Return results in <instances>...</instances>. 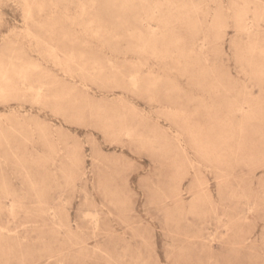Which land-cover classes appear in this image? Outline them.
I'll return each instance as SVG.
<instances>
[{"label":"rangeland","instance_id":"obj_1","mask_svg":"<svg viewBox=\"0 0 264 264\" xmlns=\"http://www.w3.org/2000/svg\"><path fill=\"white\" fill-rule=\"evenodd\" d=\"M0 82V264H264V0H0Z\"/></svg>","mask_w":264,"mask_h":264},{"label":"bare ground","instance_id":"obj_2","mask_svg":"<svg viewBox=\"0 0 264 264\" xmlns=\"http://www.w3.org/2000/svg\"><path fill=\"white\" fill-rule=\"evenodd\" d=\"M24 1H25V0H24ZM40 1H41V0H40ZM43 1H44V0H43ZM51 1H53V0H51ZM149 2H150V1H149ZM26 3H27V4H28V3L31 4L29 1H26ZM34 3H35V2H34ZM41 3H42V2H41ZM44 3H45V2H44ZM74 3H75V2H74ZM123 3H125V2H123ZM27 4H26V5H27ZM46 4H47V3H46ZM75 4H76V3H75ZM79 4H80V3H79ZM254 4H255V3H254ZM19 5H20V4H19ZM32 5H33V4H32ZM32 5H31V6H32ZM42 5H43V4H42ZM76 5H77V4H76ZM245 5H246V4H245ZM36 6H38V5L36 4ZM43 6H44V5H43ZM49 6H50V5H49ZM49 6H48V7H49ZM66 6H67V5H66ZM26 7H27V6H26ZM29 7H30V6H29ZM29 7H27V9L30 11L31 8H29ZM39 7H40V5H39ZM41 7H42V6H41ZM52 7H53V6H52ZM71 7H72V6H71ZM225 7H226V6H225ZM35 8H37V7H35ZM55 8H56V7H55ZM73 8H74V7H73ZM81 8H82V7H81ZM37 9H38V8H37ZM53 9H54V8H53ZM38 10H39V9H38ZM42 10H43V9H42ZM55 10H56V9H55ZM68 10H69V9H68ZM68 10H67V11H68ZM172 10H173V9H172ZM22 11H23V10H22ZM71 11H72V10H71ZM83 11H84V10H83ZM243 11H244V10H243ZM25 12H26V11H25ZM46 12H47V11H46ZM30 13H31V11H30ZM30 13L28 12L29 15H31ZM38 13H39V12H38ZM245 13H246V12H245ZM50 14H51V13H50ZM64 14H66V12L63 13L62 15H64ZM261 14H262V13H261ZM38 15H39V14H38ZM62 15H61V16H62ZM70 15H71V14H70ZM238 15H239V14H238ZM242 15H243V14H242ZM255 15H256V14H255ZM262 15H263V14H262ZM36 16H37V14H36ZM36 16H35V17H36ZM83 16H84V15H83ZM147 16H148V15H147ZM244 16H245V15H244ZM256 16H257V15H256ZM260 16H261V15H260ZM52 17H53V16H52ZM80 17H81V16H80ZM80 17H79V18H80ZM85 17H86V16H85ZM240 17H241V16H240ZM247 17H248V16H247ZM55 18H56V17H55ZM66 18H67V17H66ZM83 18H84V17H83ZM254 18H255V17H254ZM46 19H47V18H46ZM85 19H86V18H85ZM143 19H145V18H143ZM147 19H148V18H147ZM238 19H239V17H238ZM240 19H241V18H240ZM25 20H27V19H25ZM72 20H73V19H72ZM141 20H142V19H141ZM244 20H245V19H244ZM21 21H22V20H21ZM27 21H28V20H27ZM53 21H54V20H53ZM46 22H47V20H46ZM85 22H86V21H85ZM41 23H42V22H41ZM44 23H45V22H44ZM53 23H54V22H53ZM55 23H56V22H55ZM62 23H63V22H62ZM71 23H72V22H71ZM87 23H88V21H87ZM56 24H57V23H56ZM63 24H64V23H63ZM82 24H83V23H82ZM21 25H22V24H21ZM29 25H31V24H29ZM29 25H28V26H29ZM64 25H65V24H64ZM89 25H90V24H89ZM31 26H32V25H31ZM42 26H43V25H42ZM45 26H46V25H45ZM60 26H61V25H60ZM77 26H78V25H77ZM53 27H54V26H53ZM72 27H73V26H72ZM89 27H90V26H89ZM45 28H47V27H45ZM49 28H50V27H49ZM58 28H59V27H58ZM62 28H63V27H62ZM250 28H251V27H250ZM250 28H249V29H250ZM50 29H51V28H50ZM80 29H81V28H80ZM83 29H84V28H83ZM247 29H248V28H247ZM249 29H248V30H249ZM251 29H252V28H251ZM41 30H42V29H41ZM44 30H45V29H44ZM46 30H47V29H46ZM68 30H69V29H68ZM88 30H89V29H88ZM71 31H72V30H71ZM75 31H76V30H75ZM129 31H130V30H129ZM244 31H245V30H244ZM246 31H247V30H246ZM246 31H245V33H246ZM54 32H55V31H54ZM64 32H65V31H64ZM73 32H74V31H73ZM127 32H128V31H127ZM130 32H131V31H130ZM152 32H153V31H152ZM256 32H257V31H256ZM259 32H260V31H259ZM262 32H263V31H262ZM29 33H30V32H29ZM51 33H53V32H51ZM97 33H98V31H97ZM240 33H241V32H240ZM25 34H26V33H25ZM49 34H50V33H49ZM61 34H62V33H61ZM66 34H67V32H66ZM80 34H81V33H80ZM133 34H134V33H133ZM133 34H132V35H133ZM52 35H53V34H52ZM99 35H100V34H99ZM132 35H131V36H132ZM54 36H55V35H54ZM97 36H98V35H97ZM115 36H116V35H115ZM134 36H135V35H134ZM136 36H137V34H136ZM136 36H135V37H136ZM164 36H165V35H164ZM57 37H58V36H57ZM73 37H74V36H73ZM120 37H121V36H120ZM132 37H133V36H132ZM144 37H145V36H144ZM151 37H152V36H151ZM258 37H259V36H258ZM53 38H54V37H53ZM55 38H56V37H55ZM86 38H87V37H86ZM133 38H134V37H133ZM140 38H142V37H140ZM164 38H165V37H164ZM233 38H234V37H233ZM59 39H60V38H59ZM63 39H64V38H63ZM96 39H97V38H96ZM116 39H117V38H116ZM135 39H136V38H135ZM138 39H139V38H138ZM142 39H143V38H142ZM161 39H163V38L161 37ZM136 40H137V39H136ZM139 40H140V39H139ZM5 41H6V39H5ZM53 41H54V39H53ZM137 41H138V40H137ZM34 42H35V41H34ZM42 42H43V41H42ZM89 42H91V41H89ZM143 42H144V41H143ZM147 42H148V41H147ZM162 42H163V41H162ZM11 43H12V42H11ZM57 43H58V42H57ZM81 43L83 44V42H81ZM97 43H98V42H97ZM139 43H141V42H139ZM85 44H86V43H85ZM142 44H143V43H142ZM9 45H10V44H9ZM16 45H17V44H16ZM92 45L94 46V44H92ZM100 45H101V44H100ZM175 45H176V44H175ZM11 46H12V45H11ZM50 46H51V45H50ZM81 46H82V45H81ZM103 46H104V45H103ZM139 46L141 47V45H139ZM143 46H144V45H143ZM48 47H49V46H48ZM58 47H59V46H58ZM82 47H83V46H82ZM91 47H92V46H91ZM176 47H177V46H176ZM176 47H175V48H176ZM23 48H24V47H23ZM148 48H149V47H148ZM153 48H154V47H153ZM256 48H257V47H256ZM19 49H20V48H19ZM26 49H27V48H26ZM96 49H97V48H96ZM145 49H146V47H145ZM145 49H144V50H145ZM257 49H258V48H257ZM51 50H52V49H51ZM57 50H58V49H57ZM136 50H137V49H136ZM136 50H135V51H136ZM138 50H140L141 52H143V48L138 49ZM147 50H148V49H146V51H147ZM150 50H152V49H150ZM258 50H259V49H258ZM19 51H20V50H19ZM94 51H96V50H94ZM166 51H167V50H166ZM253 51H254V50H253ZM54 52H55V51H54ZM99 52H101V51H99ZM150 52H152V51H150ZM153 52H155V50H154ZM168 52H169V51H168ZM43 53H44V52H43ZM45 53H46V52H45ZM51 53H52V52H51ZM62 54H63V53H62ZM70 54H71V53H70ZM141 54H142V53H141ZM154 54H155V53H154ZM154 54H153V55H154ZM30 55H31V54H30ZM53 55H56V54H53ZM71 55H72V54H71ZM179 55H180V54H179ZM221 55H222V54H221ZM252 55H253V53H252ZM107 56H108V55H107ZM143 56H145V55H143ZM149 56H150V55H149ZM186 56H187V55H186ZM1 57H2V56H1ZM57 57H58V56H57ZM67 57H69V56H67ZM141 57H142V56H141ZM153 57H154V56H153ZM153 57H152V58H153ZM170 57H171V56H170ZM194 57H195V56H194ZM67 59H68V58H67ZM70 59H72L71 56H70ZM150 59H151V58H150ZM171 59H172V58H171ZM182 59H183V58H182ZM75 60H76V59H75ZM157 60H158V59H157ZM162 60H163V59H162ZM169 60H170V59H169ZM21 61H22V60H21ZM127 61H128V60H127ZM129 61H130V60H129ZM9 62H10V61H9ZM16 62H17V61H16ZM16 62H13V64L16 63ZM34 62H35V61H34ZM51 62H52V61H51ZM124 62H125V61H124ZM148 62H149V58H148ZM154 62H155V61H154ZM11 63H12V62H11ZM37 63H38V62H37ZM80 63H81V62H80ZM163 63H166V62H163ZM59 64H61V63H59ZM63 64H65V63H63ZM66 64H67V63H66ZM72 64H73V63H72ZM78 64H79V63H78ZM85 64H86V63H85ZM85 64H84V65H85ZM130 64H133V63H130ZM147 64H148V63H147ZM9 65H11V64L9 63ZM35 65H36V64H35ZM35 65H33V67H34ZM40 65H41V64H40ZM45 65H46V64H45ZM200 65H201V64H200ZM75 66H77V65H75ZM81 66H82V65H81ZM133 66H134V65H133ZM136 66H137V65H136ZM40 67H41V66H40ZM77 67H78V66H77ZM148 67H149V66H148ZM226 67H227V66H226ZM11 68H12V65H11ZM14 68L16 69V67H14ZM45 68H46V67H45ZM63 68H64V67H63ZM94 68H95V67H94ZM161 68H162V67H161ZM196 68H197V67H196ZM198 68H199V67H198ZM219 68H220V67H219ZM35 69H36V68H35ZM139 69H141V68H139ZM153 69H154V68H153ZM184 69H185V68H184ZM200 69H201V67H200ZM231 69H232V68H231ZM30 70H31V69H30ZM52 70H53V69H52ZM52 70H51V71H52ZM137 70H138V69H137ZM151 70H152V69H151ZM157 70H159V69H157ZM178 70H179V69H178ZM81 71H82V70H81ZM163 71H164V68H163ZM200 71H201V70H200ZM206 71H207V69H206ZM34 72H35V71H34ZM62 72H63V71H62ZM67 72H68V71H67ZM141 72H142V71H141ZM150 72H151V71H150ZM157 72H158V71H157ZM160 72H161V70H160ZM194 72H196V71H194ZM198 72H199V71H198ZM210 72H211V71H210ZM21 73H22V72H21ZM25 73H26V72H25ZM23 74H24V73H23ZM27 74H28V71H27ZM58 74H59V73H58ZM66 74H68V73H66ZM147 74H148V73H147ZM198 74H199V73H198ZM12 75H13V73H12ZM56 75H57V74H56ZM74 75H75V74H74ZM74 75H73V76H74ZM145 75H146V74H145ZM169 75H170V74H169ZM204 75H205V74H204ZM241 75H242V74H241ZM14 76H15V75H14ZM61 76H62V75H61ZM71 76H72V75H71ZM88 76H89V75H88ZM212 76H213V75H212ZM59 77H60V76H59ZM66 77H67V76H66ZM128 77H129V76H128ZM131 77H132V76H131ZM195 77H196V76H195ZM213 77H214V76H213ZM4 78H5V76H4ZM4 78H3V79H4ZM21 78H22V77H21ZM70 78H71V77H70ZM146 78H147V77H146ZM151 78H152V77H151ZM183 78H184V77H183ZM3 79H1V82H4V81H5V80H3ZM17 79H18V78H17ZM23 79H24V78H23ZM139 79H140V78H139ZM139 79H137V80H139ZM2 80H3V81H2ZM6 80H7V79H6ZM133 80H134V79H133ZM181 80H182V79H181ZM198 80H199V79H198ZM214 80H215V78H214ZM27 81H28V80H27ZM80 81H81V80H80ZM135 81H136V80H135ZM141 81H143V80H141ZM215 81H216V80H215ZM218 81H219V80H218ZM1 82H0V83H1ZM6 82H8V81H6ZM78 82H79V81H78ZM111 82H112V81H111ZM216 82H217V81H216ZM241 82H242V81H241ZM67 83H68V82H67ZM1 84H3V83H1ZM44 84H45V83H44ZM135 84H136V83H135ZM138 84H139V83H138ZM181 84H182V83H181ZM217 84H218V83H217ZM24 85H25V84H24ZM42 85H43V84H42ZM125 85H126V84H125ZM184 85H185V84H184ZM45 87H46V86H45ZM210 87H211V86H210ZM3 88H4V87H3ZM81 88H82V87H81ZM4 89L6 90V88H4ZM27 89H28V88H27ZM82 90H83V89H82ZM228 90H229V89H228ZM31 91H32V90H31ZM209 91H210V90H209ZM3 92H4V91H3ZM8 92H9V91H8ZM15 92H16V91H15ZM34 93H35V92H34ZM34 93H33V94H34ZM36 93H38V92H36ZM1 94H3V93H1ZM1 94H0V95H1ZM31 94H32V93H31ZM86 95H87V94H86ZM205 96H206V95H205ZM31 97H32V96H31ZM206 97H207V96H206ZM246 97H247V96H246ZM37 98H41L40 94H37ZM206 99H207V98H206ZM240 99H241V98H240ZM36 101H37V99H36ZM234 101H235V100H234ZM248 102H249V101H248ZM34 103H35V102H34ZM34 103H33V104H34ZM254 104H255V103H254ZM232 112H233V111H232ZM239 112H240V111H239ZM1 115H2V114H1ZM1 120H2V119H1ZM21 121H22V120H21ZM31 129H32V128H31ZM52 130H53V129H52ZM181 144H182V143H181ZM181 144H180V145H181ZM220 185H221V184H220ZM194 196H195V195H194ZM197 197H198V198H199V197L202 198L201 196H197ZM197 197H196V198H197ZM204 197H205V196H204ZM195 200H196V199H195ZM188 201H189V200H188ZM198 201H199V200H198ZM204 201H205V200H204ZM188 205H189V204H188ZM9 208H10V207H9ZM9 258H10V257H9ZM9 258H8V259H9ZM10 259H11V258H10Z\"/></svg>","mask_w":264,"mask_h":264}]
</instances>
